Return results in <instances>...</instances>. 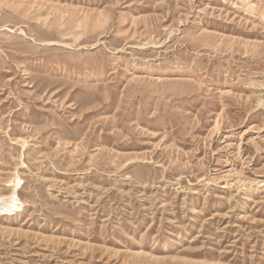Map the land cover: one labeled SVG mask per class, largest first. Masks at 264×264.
<instances>
[{"label":"rangeland","instance_id":"rangeland-1","mask_svg":"<svg viewBox=\"0 0 264 264\" xmlns=\"http://www.w3.org/2000/svg\"><path fill=\"white\" fill-rule=\"evenodd\" d=\"M0 264H264V0H0Z\"/></svg>","mask_w":264,"mask_h":264},{"label":"bare ground","instance_id":"bare-ground-1","mask_svg":"<svg viewBox=\"0 0 264 264\" xmlns=\"http://www.w3.org/2000/svg\"><path fill=\"white\" fill-rule=\"evenodd\" d=\"M18 179L13 180V188L11 191L10 196H8V198L6 199H1L0 200V210L2 212H6V213H12L15 212L17 210L21 209L22 203L19 201V199L16 196V187L18 186Z\"/></svg>","mask_w":264,"mask_h":264}]
</instances>
